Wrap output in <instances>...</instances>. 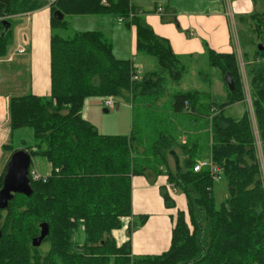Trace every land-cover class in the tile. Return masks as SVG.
I'll return each mask as SVG.
<instances>
[{
    "label": "trees",
    "instance_id": "1",
    "mask_svg": "<svg viewBox=\"0 0 264 264\" xmlns=\"http://www.w3.org/2000/svg\"><path fill=\"white\" fill-rule=\"evenodd\" d=\"M42 4L40 0H0V57L7 56L15 44V18L41 9ZM50 8L55 30L67 29V17L78 15L110 13L125 18L136 32L135 56H152L158 67L136 80L139 72L134 58H117L113 43L102 31L51 35L50 93L9 98L7 127L11 133L31 128L34 143L23 139L21 147L3 145L10 155L25 149L32 158L44 157L51 170L40 179H33L30 172L33 194H15L6 209L0 208V264H264V182L252 114L246 111L235 118L225 113L237 96L243 97L235 51L206 50L210 65L224 75L230 72L235 82V89L229 90L230 100L209 114L208 159L221 167L229 197L217 206L209 167L194 170L198 144H182L185 165L180 161L178 172L171 166L168 181L184 191L189 205L178 208L176 216L171 214L173 229L167 250L134 255L131 240L118 245L113 231L122 227L123 217L133 214L132 177L148 176V169L136 163L133 132L130 136L101 133L83 117V109L90 97L115 96L133 103L146 96L161 97L167 92V77L180 84L186 68L169 39L158 35L139 16L131 0H56ZM56 11L64 14L62 20L54 15ZM256 16L255 12L245 21ZM256 61L249 62L248 76L264 151V60ZM199 92H177L174 111L196 109L193 99ZM156 148L155 154L169 162L160 146ZM6 165L0 174V188ZM163 198L166 206L172 207L170 191ZM43 222L48 223L49 234L41 246L34 247L32 240L40 235Z\"/></svg>",
    "mask_w": 264,
    "mask_h": 264
},
{
    "label": "rangeland",
    "instance_id": "2",
    "mask_svg": "<svg viewBox=\"0 0 264 264\" xmlns=\"http://www.w3.org/2000/svg\"><path fill=\"white\" fill-rule=\"evenodd\" d=\"M46 1L40 0L43 4ZM226 3H228L227 0ZM263 11L264 0H257L256 17ZM234 16L235 25H232L231 46L232 51H236L238 58V67L241 74L239 84L243 91V97L239 99L241 97L237 96L236 101L226 107L225 113L240 118L246 111L253 113L248 64L254 58L257 59L256 62L264 60V38L261 37L262 25L259 26L255 18H250L246 22L241 20L239 16ZM112 18L114 21H112ZM67 19L70 21V26L67 29L55 30L50 26L48 35L59 32L64 36H68L75 31H92L95 26L106 27L105 35L114 43L115 56L119 59L134 58L136 32L133 27L129 28L126 22L119 23L116 15L110 14L102 17L78 15L67 17ZM27 22V16L15 18L17 25L25 26ZM28 26L29 29L26 32L31 36L33 28L30 23ZM105 30L103 31L105 32ZM48 39L45 27L39 23L32 38V50L26 54L18 55L13 62H0V68L9 70L5 74L4 83L1 82L0 84V91L4 92L5 96H23L30 93L33 87V91L46 95L47 92L44 90V86L45 82H48V78L43 73L47 71L48 65L45 60L48 58ZM14 46H12V49ZM260 47H263V49H260ZM32 53H34V77H32V66L30 65ZM135 57V64L140 74L155 70L158 67L156 59L152 56L138 53ZM180 64L186 68L182 82L180 84L173 83L167 77V92L161 97L146 96L135 103L123 98H116L117 104L113 109L107 108L101 97H93L85 107L88 108V114H90L88 121L101 133L130 136L133 132L132 144L136 163L144 165L149 170L150 173L146 179L150 182L153 181V170H159L161 163V156L155 154L157 146H160V149L169 156V162H171L174 170L176 169V163L172 154L173 151L177 152L181 164L185 165L184 160L187 155L182 149V144L187 143L190 146L195 143L198 144L195 156L201 159H197V161L209 158L211 154V118L208 121L206 115L201 112H205L206 108L218 107L230 100L228 98L230 89L226 83V75L219 68L210 65L207 53L196 56L183 55ZM187 90L200 91L193 99V107L196 108L194 109L195 113L190 112L188 109L175 112L173 109L175 94ZM7 136L8 138L5 139L6 144L13 143L16 147L22 146L23 139L28 144L34 143L31 128H22L14 133L10 132ZM165 136L168 139L164 140ZM2 154V151H0V157ZM257 155L260 162L258 150ZM32 161V165L41 174L51 170L50 163L44 157L36 156L33 157ZM168 191H170L173 199L172 207L167 208L176 216L179 207L187 209L189 199L180 188H177L176 192L171 188H159L162 197ZM214 196L218 207L229 197L226 179L215 181ZM136 219H138V216H136ZM47 248L48 245L44 244L43 249Z\"/></svg>",
    "mask_w": 264,
    "mask_h": 264
},
{
    "label": "crops",
    "instance_id": "3",
    "mask_svg": "<svg viewBox=\"0 0 264 264\" xmlns=\"http://www.w3.org/2000/svg\"><path fill=\"white\" fill-rule=\"evenodd\" d=\"M55 1L47 0L45 4H42L41 9L20 15L21 17L27 16L28 22L25 26L17 25V39L15 43L17 44L19 41L26 39L29 52L33 48L32 38L34 37L36 27L39 23L45 27L47 39L49 38L48 58L45 59L48 64L47 71L43 73L48 78V82H45L44 86V90L47 92L46 95L51 91L50 39L52 34L48 35V29L51 26L52 15L50 5ZM227 1L228 3H226V0H131V5L136 11L146 12L139 16L158 35L168 38L175 53L181 58L183 55L196 56L206 53L207 48H213L219 52L232 51L231 41L232 25H235L234 15L239 16L241 20L245 21V18L255 14V2L257 0ZM159 7L164 9L163 14L156 12V9ZM108 15L110 14L83 16L102 17ZM112 21H114L113 18ZM118 22L121 23L119 19ZM29 23L33 28L31 36L26 32L29 29ZM105 28L94 27L95 30L102 31L103 33H106ZM33 55L34 53L30 57L32 77H34ZM135 58L134 55V67L137 70ZM8 71L6 68H0V84L1 82L4 83V79H6L5 74ZM140 75L139 73L138 76ZM33 90L34 87L31 92L43 95ZM9 98V96L4 95V92L0 91V151L3 153L0 157V173L11 156L10 152L3 148V145L7 143L5 139L8 138L7 135L10 133L7 127L9 122ZM91 98L93 97L87 99L86 104L89 103ZM85 107L83 109V117L88 120L90 114H88V108ZM213 109L206 108L205 112H201L206 115L208 121H210L211 115L209 114L212 113ZM188 110L195 113L192 108ZM171 166V162L165 163L161 159L159 170H153L152 182L146 179L147 175H135L132 177L133 214L122 218V227L114 230L113 235L118 245L131 240L132 254L134 255L158 254L171 246V233L173 229L172 213L159 193L161 186L170 189L169 186L172 183L168 181V177L170 176ZM146 173L149 175V170ZM136 216H138V219H136ZM143 216L145 219H142Z\"/></svg>",
    "mask_w": 264,
    "mask_h": 264
},
{
    "label": "water",
    "instance_id": "4",
    "mask_svg": "<svg viewBox=\"0 0 264 264\" xmlns=\"http://www.w3.org/2000/svg\"><path fill=\"white\" fill-rule=\"evenodd\" d=\"M55 16L62 20L64 14L61 11H56ZM226 83L231 91L235 89V82L232 74L228 72L225 76ZM106 111H108L106 109ZM177 172L181 170V164L179 156L176 152H172ZM32 155L25 149H19L15 151L9 158L6 165V174L4 176L3 187L0 190V208L6 209L9 206V202L13 200L15 194L21 193L27 196L33 194V188L31 185V178L29 176L30 167L32 165ZM50 231L47 222L41 224L40 235L32 240L34 247H39L44 242ZM2 237V231L0 229V239Z\"/></svg>",
    "mask_w": 264,
    "mask_h": 264
},
{
    "label": "built area",
    "instance_id": "5",
    "mask_svg": "<svg viewBox=\"0 0 264 264\" xmlns=\"http://www.w3.org/2000/svg\"><path fill=\"white\" fill-rule=\"evenodd\" d=\"M48 1H50V0H48ZM156 12L163 14L164 9L162 7H159L156 9ZM139 13L142 14L143 12L140 11ZM133 16H134V13L131 12L130 17L132 18ZM118 19L121 22H125V18H123V17H119ZM27 44H28V42L26 41V39L19 41V43L16 44V46L9 52V54L7 56L0 57V62H4V61L13 62L18 55L26 54L28 52ZM139 78H140L139 76H134V79H136V80H138ZM101 99H103L104 105L109 109L115 108V106L117 104L115 96L101 97ZM186 103H187V105H189L188 102H186ZM212 112L215 113V108L212 110ZM252 121H253V123H252L253 133H254L255 140H256V147L258 150V154L260 157V167H261L262 178H263V182H264V151H263V145H262V141L260 139V134H259V130H258V127L256 124V119H255L254 113H252ZM203 167H209L210 172L212 173L215 181L224 179L221 167L219 165H217L216 163H214L211 159H205V160L197 161L196 165L194 166V170L199 171ZM30 172H31V176L33 179H40L41 177L45 178V176L42 175L38 171V169H36L35 167H33ZM169 187L173 191L177 190L176 186L173 183Z\"/></svg>",
    "mask_w": 264,
    "mask_h": 264
},
{
    "label": "flooded vegetation",
    "instance_id": "6",
    "mask_svg": "<svg viewBox=\"0 0 264 264\" xmlns=\"http://www.w3.org/2000/svg\"><path fill=\"white\" fill-rule=\"evenodd\" d=\"M255 21L257 23H260L262 25V34H261V37L264 38V11H263V13H260L258 15V17L255 18ZM260 49H263V47H260Z\"/></svg>",
    "mask_w": 264,
    "mask_h": 264
}]
</instances>
